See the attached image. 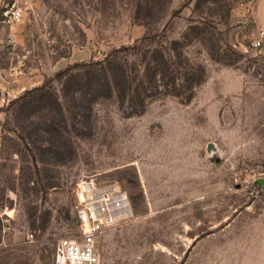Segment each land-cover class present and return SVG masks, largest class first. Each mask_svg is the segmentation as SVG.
<instances>
[{
  "label": "rangeland",
  "instance_id": "374dc122",
  "mask_svg": "<svg viewBox=\"0 0 264 264\" xmlns=\"http://www.w3.org/2000/svg\"><path fill=\"white\" fill-rule=\"evenodd\" d=\"M256 1L31 0L0 31V264H53L87 177L135 212L101 264H264Z\"/></svg>",
  "mask_w": 264,
  "mask_h": 264
},
{
  "label": "built area",
  "instance_id": "2783aa9c",
  "mask_svg": "<svg viewBox=\"0 0 264 264\" xmlns=\"http://www.w3.org/2000/svg\"><path fill=\"white\" fill-rule=\"evenodd\" d=\"M30 7L31 0H8L0 8V23L9 30V45L14 42L13 29L23 21ZM251 49L264 57V30L251 41ZM74 197L77 231L57 240L53 264H101L103 236L135 218L131 197L121 186L92 177L77 184Z\"/></svg>",
  "mask_w": 264,
  "mask_h": 264
},
{
  "label": "crops",
  "instance_id": "0c3cea01",
  "mask_svg": "<svg viewBox=\"0 0 264 264\" xmlns=\"http://www.w3.org/2000/svg\"><path fill=\"white\" fill-rule=\"evenodd\" d=\"M8 0H0V8L2 5L7 2ZM254 18L256 22V26L258 30H264V0H257L255 3V8H254ZM0 31H7V36L9 35V31L7 27H4L0 23Z\"/></svg>",
  "mask_w": 264,
  "mask_h": 264
}]
</instances>
